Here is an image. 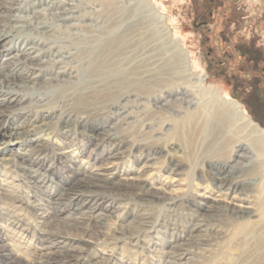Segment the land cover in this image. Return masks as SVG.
Masks as SVG:
<instances>
[{
	"label": "bare ground",
	"instance_id": "1",
	"mask_svg": "<svg viewBox=\"0 0 264 264\" xmlns=\"http://www.w3.org/2000/svg\"><path fill=\"white\" fill-rule=\"evenodd\" d=\"M106 2L0 0V264H35L13 242L28 221L4 225L17 211L42 226L46 264H264V130L192 71L150 0ZM13 112L22 122L6 125ZM104 113L109 123L84 121ZM53 126L63 140L88 135L85 147L100 139L104 160L80 159ZM48 145L66 163L54 199L31 165ZM130 156L140 165L123 169ZM72 196L69 221L57 218L53 205Z\"/></svg>",
	"mask_w": 264,
	"mask_h": 264
},
{
	"label": "rangeland",
	"instance_id": "2",
	"mask_svg": "<svg viewBox=\"0 0 264 264\" xmlns=\"http://www.w3.org/2000/svg\"><path fill=\"white\" fill-rule=\"evenodd\" d=\"M81 1L83 3L82 6H92L98 10L99 7L97 6L107 3L106 0ZM150 1L156 11L162 14L164 25L171 39L177 41L178 45L187 52L192 71L206 79L207 84L220 91L225 98L237 102L241 106L242 111L255 124L258 125L257 119L264 126V0ZM88 7L85 10H90ZM54 25L60 26L57 29L63 32L60 23L56 22ZM68 34H71V32ZM35 35L36 33L31 28H22L19 36L24 38ZM56 109L63 110L58 105H56ZM21 119L19 112H13L7 118L4 117L3 120L6 125H18L22 122ZM111 119L113 118L110 117L109 113H104L95 118L88 116L84 121L88 125H95L98 123H109ZM258 126L264 130L260 125ZM6 129L4 130L8 132ZM53 129H55V126L53 128L47 127L45 131L46 133L53 132L54 135H57ZM139 129L140 127L136 126L135 130L132 131V135L144 140V130L142 128ZM75 130L73 129L72 132L75 133ZM79 136L75 135L65 140L58 135L55 138L58 142L66 141V143H69L76 150L80 159L90 156L99 160V162L104 160L108 147L106 145L99 146L102 144L100 139L96 141L92 139V146L85 147V140L83 139H86L88 135L79 134ZM93 143L99 146L95 150H93ZM59 144L62 145L61 143ZM3 147L7 150L4 156L13 157L10 155V150L15 149L16 146L6 144ZM141 148H144L142 144ZM47 151V156L43 158V161L39 159L31 165H33V171H36L42 177V183L44 184L43 193L54 199L59 191L60 179L67 177L66 172L62 169L66 163L64 161L56 162L57 155L53 153L56 151L53 150L52 145L47 146ZM188 152L193 153L192 150ZM12 160L21 163L15 157ZM135 160L133 156L128 157L123 169L139 166L140 162L134 164ZM43 163L44 165L48 164V166L51 164V170L47 169L49 172L44 173L46 167L41 166ZM11 175H15L14 183H18V185H13L15 190L12 187V194L14 192L12 196L20 197L22 192L28 191L27 186L24 188L21 178L18 176V171L14 169ZM104 196L109 197L107 195ZM72 197L58 201L56 205H53L57 218H64V220L69 221L68 218H65V215L73 212L75 207L80 204V200H75L76 196ZM106 206L108 204L104 203L100 207L105 208ZM16 214L14 219L5 220L4 225L8 227V225L26 219L28 226L26 236L23 238H17L16 236L13 241L14 245L22 246V252L28 258L33 259L35 264H46L39 259L38 254H35L38 251L34 246L42 226L32 213L17 211ZM89 218L86 221L89 228H86V230L83 227L82 229L85 232L87 231V234H92L96 225L94 219L92 217ZM72 222H77V220H72ZM57 229L58 231L66 230L62 226H53V228L51 226V230L56 232ZM77 230L81 231L80 228ZM88 255L92 256L93 253L90 252Z\"/></svg>",
	"mask_w": 264,
	"mask_h": 264
},
{
	"label": "trees",
	"instance_id": "3",
	"mask_svg": "<svg viewBox=\"0 0 264 264\" xmlns=\"http://www.w3.org/2000/svg\"><path fill=\"white\" fill-rule=\"evenodd\" d=\"M256 122L258 123V125H260L262 128H264L263 124L260 123L259 121H257V119H256Z\"/></svg>",
	"mask_w": 264,
	"mask_h": 264
}]
</instances>
